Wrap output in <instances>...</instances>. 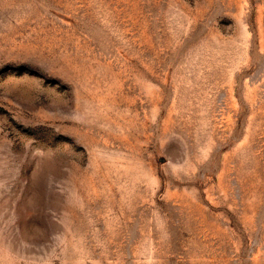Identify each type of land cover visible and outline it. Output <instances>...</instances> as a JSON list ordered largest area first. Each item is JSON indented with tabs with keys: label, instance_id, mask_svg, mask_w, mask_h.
Returning a JSON list of instances; mask_svg holds the SVG:
<instances>
[{
	"label": "rangeland",
	"instance_id": "obj_1",
	"mask_svg": "<svg viewBox=\"0 0 264 264\" xmlns=\"http://www.w3.org/2000/svg\"><path fill=\"white\" fill-rule=\"evenodd\" d=\"M0 264H264V0H0Z\"/></svg>",
	"mask_w": 264,
	"mask_h": 264
}]
</instances>
